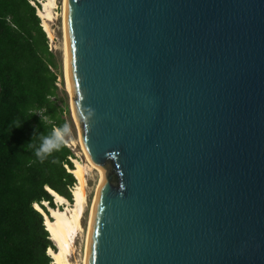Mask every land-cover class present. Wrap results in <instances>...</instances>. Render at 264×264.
<instances>
[{
    "label": "water",
    "instance_id": "1",
    "mask_svg": "<svg viewBox=\"0 0 264 264\" xmlns=\"http://www.w3.org/2000/svg\"><path fill=\"white\" fill-rule=\"evenodd\" d=\"M66 1L85 264H264V0Z\"/></svg>",
    "mask_w": 264,
    "mask_h": 264
},
{
    "label": "trees",
    "instance_id": "2",
    "mask_svg": "<svg viewBox=\"0 0 264 264\" xmlns=\"http://www.w3.org/2000/svg\"><path fill=\"white\" fill-rule=\"evenodd\" d=\"M47 41L30 0H0V264H53L47 250L56 245L35 204L46 214L47 205L56 206L47 187L73 200L70 147L41 161L29 146L66 123L63 114L69 113Z\"/></svg>",
    "mask_w": 264,
    "mask_h": 264
},
{
    "label": "bare ground",
    "instance_id": "3",
    "mask_svg": "<svg viewBox=\"0 0 264 264\" xmlns=\"http://www.w3.org/2000/svg\"><path fill=\"white\" fill-rule=\"evenodd\" d=\"M55 5H56L55 0H44L41 5L42 8L37 9L38 16L41 19V25L49 37H52L49 22L54 18L53 8L55 7ZM66 9H67V1L63 0V3H62L63 70H64L65 85H66L68 92H70V79H69V72H68V46H67V36H66ZM70 99H71L72 113L74 116L73 102H72L71 96H70ZM80 143L84 150V154H85L88 164L91 167L95 168L99 172V175H100V179L98 181L96 191H95V196L93 198V201L90 206V211H89L85 253L82 258L83 264H85L86 263V253H87L86 251H87V246H88V237L90 233V221L92 218L96 194L100 186V183L102 181L103 170L101 167H98L91 162V160L89 159L84 149L82 141ZM70 171L72 172V174L77 180L76 181L77 183H75V187L71 189L72 197H73V202L71 206H66L63 209L56 208V207H48L49 213L46 214L39 207V205L35 204V207L43 213L44 220H45L44 225L46 227V230L49 232L50 239L56 244V247H57L56 250H52L51 248H48V252H47L53 259L52 260L53 264H69L70 263L68 257L73 249L74 239L76 235H78V232L82 230L81 218H82L85 204H86V195L84 192V185L86 184V177H85L86 170H85L84 165H82L79 161L74 159V166ZM47 189L54 196L58 204L63 203L64 205V204L69 203L66 198L57 194L56 192L49 189L48 187Z\"/></svg>",
    "mask_w": 264,
    "mask_h": 264
},
{
    "label": "rangeland",
    "instance_id": "4",
    "mask_svg": "<svg viewBox=\"0 0 264 264\" xmlns=\"http://www.w3.org/2000/svg\"><path fill=\"white\" fill-rule=\"evenodd\" d=\"M38 1L42 5V2L44 0H38ZM55 1H56V5L53 8L54 18L49 22V25L51 28V35L55 37L54 39L55 47L53 48L52 51L55 53L56 61L60 66L58 69L59 75H60L58 93H59V96L62 97V99L66 101L67 108L69 109V113L67 112L63 114L64 118L66 119V123H68L71 129L70 136L65 137V139L67 140L66 145L69 146L70 149L74 153V156L71 157L73 165H74V159H76L82 165H84L85 170H86V174H85L86 184L84 185V192L86 195V204H85L84 212L81 218L82 230L78 232V235H76L74 239L73 249L68 258L70 262L69 264H83L82 258L85 253L89 211H90L91 203L95 196V191H96L98 181L100 179V175H99V172L95 168L91 167L87 162V159L84 154V150L80 143L81 142L80 134H79L80 131L78 129L77 124L75 123L73 119L70 94L65 85L64 70H63V31H62V3H63V0H55ZM39 8H42V6L38 7V9ZM54 201L56 202L55 198H54ZM72 202H69L68 204H64V205L63 203H60V204H58L57 202L56 203L59 206L58 208L63 209L66 206H71ZM48 207L50 206L48 205ZM48 213H49V210H48Z\"/></svg>",
    "mask_w": 264,
    "mask_h": 264
},
{
    "label": "clouds",
    "instance_id": "5",
    "mask_svg": "<svg viewBox=\"0 0 264 264\" xmlns=\"http://www.w3.org/2000/svg\"><path fill=\"white\" fill-rule=\"evenodd\" d=\"M89 115H91V112H89ZM40 118L47 120V117ZM70 133L71 129L68 123H64L62 126L58 127L53 126L47 135H39L38 139L40 142L38 145L30 144L29 146L33 147L36 157L43 161L53 151L59 150L67 143L65 137L70 136Z\"/></svg>",
    "mask_w": 264,
    "mask_h": 264
},
{
    "label": "built area",
    "instance_id": "6",
    "mask_svg": "<svg viewBox=\"0 0 264 264\" xmlns=\"http://www.w3.org/2000/svg\"><path fill=\"white\" fill-rule=\"evenodd\" d=\"M37 1H38V0H37ZM38 2H39V1H38ZM30 3L36 7V10L38 9V7L36 6L34 0H30ZM39 3H40V2H39ZM40 5H41V3H40ZM40 21H41V20H40ZM45 33H46V32H45ZM46 35H47V33H46ZM47 39H48V41H47L48 49H49L50 51H52L53 48L55 47V44H54V39H55V37H54V36L49 37V36L47 35ZM50 68H51V70H53L52 67H50ZM59 82H60V77L57 76V82H56V84H57L58 86H59ZM73 187H75V183H74V185L72 186V188H73ZM54 203H55V205L57 204L55 201H54ZM56 207H57V208L59 207L58 204L56 205Z\"/></svg>",
    "mask_w": 264,
    "mask_h": 264
},
{
    "label": "snow or ice",
    "instance_id": "7",
    "mask_svg": "<svg viewBox=\"0 0 264 264\" xmlns=\"http://www.w3.org/2000/svg\"><path fill=\"white\" fill-rule=\"evenodd\" d=\"M49 251H51V250H49Z\"/></svg>",
    "mask_w": 264,
    "mask_h": 264
}]
</instances>
